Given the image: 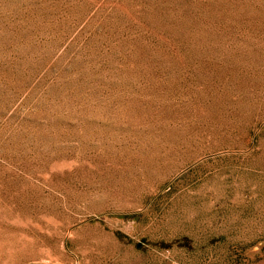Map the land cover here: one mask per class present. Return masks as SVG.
<instances>
[{
  "label": "rangeland",
  "instance_id": "1",
  "mask_svg": "<svg viewBox=\"0 0 264 264\" xmlns=\"http://www.w3.org/2000/svg\"><path fill=\"white\" fill-rule=\"evenodd\" d=\"M0 264H264V0H0Z\"/></svg>",
  "mask_w": 264,
  "mask_h": 264
}]
</instances>
